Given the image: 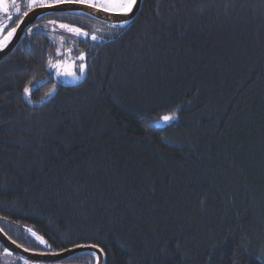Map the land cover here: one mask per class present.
Wrapping results in <instances>:
<instances>
[{
	"label": "trees",
	"instance_id": "trees-1",
	"mask_svg": "<svg viewBox=\"0 0 264 264\" xmlns=\"http://www.w3.org/2000/svg\"><path fill=\"white\" fill-rule=\"evenodd\" d=\"M31 29L0 61L1 231L35 253L96 245L107 264H264V0H144L124 28L75 13ZM81 52L87 79L66 88L49 61Z\"/></svg>",
	"mask_w": 264,
	"mask_h": 264
},
{
	"label": "snow or ice",
	"instance_id": "snow-or-ice-1",
	"mask_svg": "<svg viewBox=\"0 0 264 264\" xmlns=\"http://www.w3.org/2000/svg\"><path fill=\"white\" fill-rule=\"evenodd\" d=\"M27 8L28 9H56L57 15L65 16V15H73L75 14L72 9L69 7L66 10H60L63 8V6H72V5H79L83 6L86 9L94 10L95 13H104L108 16H119L124 17L125 19L120 21H113L111 22V27H120L124 28L128 26L129 18L132 17L134 13V9L138 6V0H26ZM15 9L17 16L21 14V8L18 3V0H0V13H4L7 15V18L11 21L12 16L10 15V12L12 9ZM81 15H84V13H80ZM24 16L28 15V12H23ZM50 24L53 25L52 31L56 30L57 21L52 20L49 21ZM18 26V25H17ZM58 27L62 30H64L66 33L69 34L70 37H75L79 41H86L90 39L91 41H97L98 37L95 33H90L88 31L83 30V27L81 26H73L69 23H59ZM5 25H3L2 22H0V51H2L6 46L11 37L15 34L16 28H11L10 31L7 32V36L3 35ZM29 33L32 32V29H28ZM63 40V37L61 38ZM71 42V41H69ZM71 48H69L66 55H71ZM57 55H61L59 51H57ZM76 59L81 61L79 64V74H77L74 71H71V67L74 65V61H70L68 64V67L65 68L62 63H56L54 64L51 60L49 61V68H55L57 69L56 75L59 76L63 74L65 77H71L74 81H79L81 79V76L85 73L87 69V64L84 63L86 57L84 53H80ZM63 69V71H61ZM35 85H33V88ZM32 89L29 87H25L24 92L26 95L31 94ZM55 92V88L52 89V92L48 93L47 95H52ZM162 121L165 123H169L174 119V115H164L162 118ZM28 232L31 233V235L35 238V240L40 244L43 245L44 248H51V245L48 243L47 240H45L42 236L37 235L36 231L29 228L27 229ZM15 243V241H13ZM76 248H90L94 249L97 246L96 245H81L77 244L75 246ZM7 255H12L10 251L7 249L5 250ZM24 251H29V249L25 248ZM71 251V250H69ZM102 251V249H101ZM43 254V253H39ZM93 257H96L97 264H99V257L97 256L96 252L93 251L92 253ZM53 255H60V253H53ZM71 259H75V255H72L70 257ZM21 259L24 260V264H29V261L27 259H24L21 257ZM209 261H211L212 257H208ZM260 261H264V257H258L257 258ZM253 264H256L255 261H253Z\"/></svg>",
	"mask_w": 264,
	"mask_h": 264
},
{
	"label": "water",
	"instance_id": "water-1",
	"mask_svg": "<svg viewBox=\"0 0 264 264\" xmlns=\"http://www.w3.org/2000/svg\"><path fill=\"white\" fill-rule=\"evenodd\" d=\"M144 0H138V6L136 9H134V13L131 18H129V23L130 25L134 19L137 17L139 11L142 8ZM71 8L74 13H84V15H87L89 17L95 18L98 21L103 22L104 24L111 25V22L113 21H120L125 19L124 17H119V16H108L104 13H95L94 10L91 9H86L83 6L79 5H72V6H63L62 9L60 10H66L68 8ZM56 9H32L28 12L27 16H23L22 19L19 21L18 26H16V32L13 35L11 41L7 44V46L0 51V61L3 60L5 57L10 55L21 43L22 38L24 34L28 31L29 28H31L38 20L52 15V14H57ZM118 27V26H117ZM65 66V68H67ZM71 71L76 72V65L74 64L71 67ZM77 73V72H76ZM78 74V73H77ZM88 76V71L86 69L85 73L81 76V79L79 81H74L71 79V77H65L63 74L59 75L60 82L63 84L64 87L66 88H76L81 86L87 79ZM33 91V89H32ZM31 91V92H32ZM30 95H26L24 93V99L25 103L31 107V108H38L41 105L45 103V101L42 102H34L30 100ZM0 245H2L5 249L8 251L12 252L13 254L17 256H21L24 259H27L31 262L34 263H58V262H65L69 259L72 255H79L82 253H92L93 251L96 252L97 256L100 258L99 259V264H107V259L105 256V253L103 250L101 251V248L96 247L94 249L90 248H71L62 252H57L60 253V255H53V253H35L31 251H24L25 248L22 246L18 245L17 243H13V241L7 237L0 229ZM87 246V245H85ZM71 250V251H69ZM97 264V262H96Z\"/></svg>",
	"mask_w": 264,
	"mask_h": 264
},
{
	"label": "rangeland",
	"instance_id": "rangeland-1",
	"mask_svg": "<svg viewBox=\"0 0 264 264\" xmlns=\"http://www.w3.org/2000/svg\"><path fill=\"white\" fill-rule=\"evenodd\" d=\"M21 2H23V0H18L20 8H21ZM14 14H16V11L13 8L11 10V12H10V15L12 16ZM0 22H2L3 25H5V27H6L7 23L9 22V19L7 18V15H5L4 13H0ZM4 31H5V28H4ZM3 34H4V32H3ZM12 37H11V39H12ZM11 39L9 41H11ZM5 250L6 249L0 250V264H24V260L21 259V256H17L15 254H13L12 252H11L12 255L9 256V255L6 254ZM29 264H77V263H73V262L34 263V262L29 261Z\"/></svg>",
	"mask_w": 264,
	"mask_h": 264
},
{
	"label": "flooded vegetation",
	"instance_id": "flooded-vegetation-1",
	"mask_svg": "<svg viewBox=\"0 0 264 264\" xmlns=\"http://www.w3.org/2000/svg\"><path fill=\"white\" fill-rule=\"evenodd\" d=\"M21 8L22 9H24L25 11L27 10V12H29L30 11V9H28L27 8V3H26V0H23V2H21ZM32 10V9H31ZM24 16V15H23ZM65 43H67V42H65ZM64 43V44H65ZM64 67H65V65H64ZM61 71H63V69L61 70ZM76 72L79 74V67L76 65ZM58 79H59V76H58ZM59 81H60V79H59ZM60 84L61 85H63L61 82H60ZM2 246V245H1ZM3 247V246H2ZM4 248V247H3ZM5 249V248H4ZM0 250H3L2 248H0Z\"/></svg>",
	"mask_w": 264,
	"mask_h": 264
}]
</instances>
